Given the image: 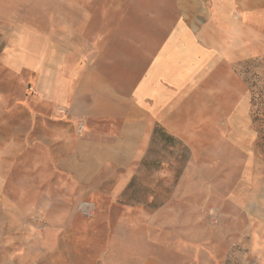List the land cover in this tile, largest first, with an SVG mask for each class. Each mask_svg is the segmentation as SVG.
<instances>
[{"label": "rangeland", "instance_id": "1", "mask_svg": "<svg viewBox=\"0 0 264 264\" xmlns=\"http://www.w3.org/2000/svg\"><path fill=\"white\" fill-rule=\"evenodd\" d=\"M173 8L171 0H0V264H264V50L233 65L249 90L248 123L221 124L214 94L172 133L151 123L138 151L104 150L94 161L75 156L69 120L35 101L32 74L2 65L9 36L28 31L30 18L48 19L58 43L77 39L73 32L91 42L95 25L115 28L107 40L129 47L134 62L150 38L169 35ZM102 13L111 21H96ZM113 127L98 121L78 138Z\"/></svg>", "mask_w": 264, "mask_h": 264}, {"label": "crops", "instance_id": "2", "mask_svg": "<svg viewBox=\"0 0 264 264\" xmlns=\"http://www.w3.org/2000/svg\"><path fill=\"white\" fill-rule=\"evenodd\" d=\"M171 2L177 19L169 35L150 38V45L143 44L141 54L136 52L135 63L129 47L119 51L107 40L116 29L103 25H95L92 41L83 43L81 34L75 32L78 42L74 37L72 42H55L48 32V19L37 23L30 18L28 31L17 30L9 36L2 65L15 76L32 74L37 104L68 119L75 129L76 157L94 161L100 151L124 146L136 152L151 123L172 133L182 126L184 114L196 112L193 105L214 94L220 99L213 109L221 112L218 118L225 119L221 124L248 123L249 90L233 65L264 50V0ZM98 16L95 19L100 23L112 18L105 13ZM156 30L165 32L160 26ZM133 64H143V69L135 77L122 79L121 71L128 67L132 73ZM98 121L114 122L116 127L108 135H96L95 140L78 138L93 131ZM106 164L111 163L99 165Z\"/></svg>", "mask_w": 264, "mask_h": 264}, {"label": "built area", "instance_id": "3", "mask_svg": "<svg viewBox=\"0 0 264 264\" xmlns=\"http://www.w3.org/2000/svg\"><path fill=\"white\" fill-rule=\"evenodd\" d=\"M81 129V128H80Z\"/></svg>", "mask_w": 264, "mask_h": 264}]
</instances>
